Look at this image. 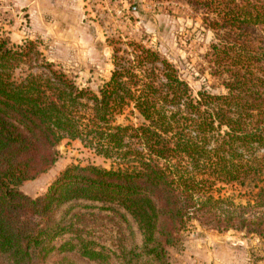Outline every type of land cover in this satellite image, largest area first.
Masks as SVG:
<instances>
[{
    "label": "trees",
    "instance_id": "1",
    "mask_svg": "<svg viewBox=\"0 0 264 264\" xmlns=\"http://www.w3.org/2000/svg\"><path fill=\"white\" fill-rule=\"evenodd\" d=\"M187 1L214 32L224 93L194 94L139 42L130 56L116 48L94 92L34 41L0 36V264H169L167 247L194 220L264 235V0ZM127 110L137 122L116 123ZM64 138L115 164H71L43 195L21 192ZM218 183L248 187L246 203Z\"/></svg>",
    "mask_w": 264,
    "mask_h": 264
},
{
    "label": "rangeland",
    "instance_id": "2",
    "mask_svg": "<svg viewBox=\"0 0 264 264\" xmlns=\"http://www.w3.org/2000/svg\"><path fill=\"white\" fill-rule=\"evenodd\" d=\"M0 36L11 45L34 41L46 60L77 86L94 92L109 78L116 48L117 54L130 56L129 42L168 58L194 94L201 89L226 91L209 61L210 46L217 41L214 32L203 22V11L187 0H0ZM129 122L137 119L128 110L116 117V123ZM56 150L55 162L22 182L21 192L32 198L43 195L71 164H115L79 139L64 138ZM216 188L221 196L246 203L248 187L218 183ZM167 259L169 264H264V235L217 230L194 220L167 247Z\"/></svg>",
    "mask_w": 264,
    "mask_h": 264
}]
</instances>
